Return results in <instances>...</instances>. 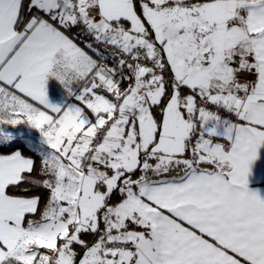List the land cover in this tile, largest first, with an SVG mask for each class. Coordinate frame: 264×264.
<instances>
[{
  "label": "snow or ice",
  "instance_id": "obj_1",
  "mask_svg": "<svg viewBox=\"0 0 264 264\" xmlns=\"http://www.w3.org/2000/svg\"><path fill=\"white\" fill-rule=\"evenodd\" d=\"M0 264H264V0H0Z\"/></svg>",
  "mask_w": 264,
  "mask_h": 264
}]
</instances>
